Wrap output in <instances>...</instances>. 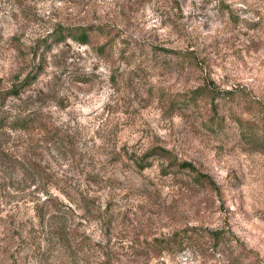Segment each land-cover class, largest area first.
Returning <instances> with one entry per match:
<instances>
[{
  "label": "rangeland",
  "instance_id": "obj_1",
  "mask_svg": "<svg viewBox=\"0 0 264 264\" xmlns=\"http://www.w3.org/2000/svg\"><path fill=\"white\" fill-rule=\"evenodd\" d=\"M14 85L0 264H264V0H0Z\"/></svg>",
  "mask_w": 264,
  "mask_h": 264
},
{
  "label": "trees",
  "instance_id": "obj_2",
  "mask_svg": "<svg viewBox=\"0 0 264 264\" xmlns=\"http://www.w3.org/2000/svg\"><path fill=\"white\" fill-rule=\"evenodd\" d=\"M64 29H60L58 30L54 36L55 38L52 39V41L54 40H63L65 35H69L70 38L78 41V42H82V43H88L90 42V40L93 37V34H91L89 32V28H80V29H69L67 30V34H64ZM63 31V33H62ZM43 45H46L45 43ZM96 51L98 54L100 55H106L108 54V52L105 51L104 46H97L96 47ZM34 79V78H33ZM27 82V83H26ZM25 84L23 85H29L28 81H26ZM21 89V85H14L12 86L10 89L4 90V91H0V128L7 123V125H9L11 128L13 129H27V127L32 124L34 122L33 118H31L30 116H23V114L20 115H13L10 110H2L3 106L5 105L6 100L8 99V97H13L15 99H17L19 96V92ZM178 166V169H182V168H186L188 167L189 170L191 172H195L194 175V181L196 182V180H200L203 176L199 175L194 169L190 168L189 166H184V165H176ZM216 240H218V238H215ZM169 245V243L167 244Z\"/></svg>",
  "mask_w": 264,
  "mask_h": 264
}]
</instances>
